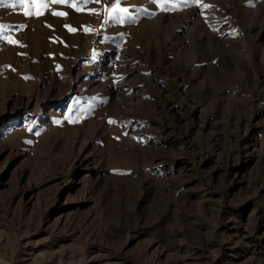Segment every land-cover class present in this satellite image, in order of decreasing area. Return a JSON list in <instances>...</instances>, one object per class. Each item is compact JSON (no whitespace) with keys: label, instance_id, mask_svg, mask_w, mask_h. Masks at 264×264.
Wrapping results in <instances>:
<instances>
[{"label":"rangeland","instance_id":"obj_1","mask_svg":"<svg viewBox=\"0 0 264 264\" xmlns=\"http://www.w3.org/2000/svg\"><path fill=\"white\" fill-rule=\"evenodd\" d=\"M0 26V264H264V0Z\"/></svg>","mask_w":264,"mask_h":264},{"label":"snow or ice","instance_id":"obj_2","mask_svg":"<svg viewBox=\"0 0 264 264\" xmlns=\"http://www.w3.org/2000/svg\"><path fill=\"white\" fill-rule=\"evenodd\" d=\"M53 2H63V0H53ZM197 2H199V0H197ZM117 3H119V0H117ZM204 7H209V5H204ZM121 11H127V9H121ZM61 15L63 14V13H60ZM0 27H2V26H0Z\"/></svg>","mask_w":264,"mask_h":264}]
</instances>
